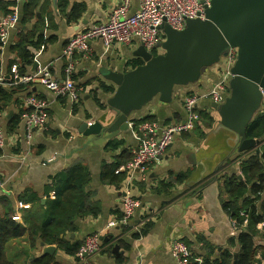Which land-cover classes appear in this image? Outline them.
Listing matches in <instances>:
<instances>
[{
    "label": "crops",
    "instance_id": "crops-1",
    "mask_svg": "<svg viewBox=\"0 0 264 264\" xmlns=\"http://www.w3.org/2000/svg\"><path fill=\"white\" fill-rule=\"evenodd\" d=\"M8 1L17 2L14 12L18 14V21L9 28L7 37L0 39L3 43L0 74L5 78L12 77V67L16 66L19 69L20 60L11 47L18 40L19 34L30 27L22 23L23 5L26 0ZM59 1L56 0V7L53 0H41L38 10L41 34L45 38L52 36L57 38L54 42L33 50L34 62L38 63L37 68L33 69V62L24 74L38 75L42 69L48 67L52 78L63 82L66 77L65 67L68 64L64 49L70 38L93 24L107 21L120 0H68L69 6L66 10L59 8ZM74 3H82L86 9L77 21L70 22L71 7ZM138 7L139 0H132L130 12L134 13ZM4 16H6L4 11L0 9V20ZM35 22L36 20L33 24ZM140 45L134 41L131 44L106 47L97 39L92 41L88 54H76L74 74L78 77L75 83L80 87L78 101H73L69 96L56 94L39 80L31 83L28 90H19L13 94L0 115V128L3 129L6 138L4 147L0 148V218L7 214L13 218L18 214L20 219L17 221L23 223L25 216L33 211L35 206L33 203L21 201L20 196L30 189L41 198V204H46L49 196L54 198L55 189L52 186L54 183L57 184L59 173L81 161L89 167L92 175L87 190L100 202L102 211L96 217L78 219L76 222L78 229L66 233V240L70 243L83 244L88 236L99 234L102 248L91 256V260L97 264H177L172 254V245L176 239L181 238L192 248L191 264H204L208 250L204 247L201 237L215 249L212 256L214 260L220 251L229 247V240L237 235L233 219L223 207L225 194H222L220 189L223 177L226 173L242 175L240 162L255 152L253 149L252 152H242L241 156H237L239 153L232 148L234 134L219 128V113L213 106L215 102L210 98L199 101L200 110H206L216 119L218 125L214 130H208L209 132L204 130L202 121L199 129L177 135L166 154L148 167L145 177L137 176L133 183V194L139 200V206L130 226L131 230L124 236L125 245L118 244L117 241L124 213L125 180L116 184L102 180L101 171L104 163L115 162L117 156L124 151L130 152L132 157L138 151L141 138L134 126L136 120L153 116L155 120L152 121L164 125L183 121L185 95L195 92L203 95L211 90L219 80L218 68L216 66L209 68L199 82L176 87L171 102L164 103L155 98L141 110L134 112L131 116L130 129L126 132L120 131L109 141L102 142L95 136L88 137L81 132L85 128V123L90 125V122L94 123L97 120H102L105 125L110 123L114 113L110 111L107 101L113 93L104 92L100 89L99 83L105 82L116 89L113 83L103 78V73L108 69L126 71L132 68L134 61L142 62L140 58L134 56ZM4 86L9 87L7 84ZM230 92L229 88L228 96ZM30 94L45 101L47 126L43 129H34L31 137H28L22 117L17 129L9 132L7 130L9 119L22 109L28 110L25 101ZM96 94L106 107L98 105L94 98ZM202 130L209 134L203 136ZM112 141L123 143L113 150L108 148ZM257 147L260 150L262 144H258ZM230 158L232 161L224 166ZM185 172L190 174L189 178L177 184L170 192L155 191L159 184L169 180L171 175ZM112 222L116 224L113 226ZM147 223H150L148 229ZM263 226L264 222L259 228L262 229ZM135 232L138 236L133 238L131 233ZM105 237L108 239L105 240ZM26 243V238L15 240L12 249L15 250V247L24 246ZM257 243L264 245L263 238H257ZM115 245L119 246L117 253L113 251ZM55 246L58 264H80L76 255L67 254ZM42 249L40 243L39 249L35 251L41 255ZM232 249L236 251L238 246L235 244ZM263 256L264 250L261 247L256 257Z\"/></svg>",
    "mask_w": 264,
    "mask_h": 264
},
{
    "label": "trees",
    "instance_id": "trees-1",
    "mask_svg": "<svg viewBox=\"0 0 264 264\" xmlns=\"http://www.w3.org/2000/svg\"><path fill=\"white\" fill-rule=\"evenodd\" d=\"M17 5L15 1L0 0V9L4 11L5 15L13 13ZM40 5L41 0L25 1L22 23L28 24L30 27L19 34L18 40L11 47V50L17 54L20 60L19 72L21 74H24L27 68L33 64L35 57L33 50L39 49L42 45H48L57 38L56 36L45 38L41 34V18L38 17ZM68 6V0L59 1L61 10H66ZM85 9L84 4L74 3L71 7L69 21H77ZM35 20L36 22L33 24ZM2 45L0 40V54ZM153 53L158 54L159 52L153 50ZM141 63V61H134L132 68ZM13 77L12 74L11 78H5L4 84L9 87H5L3 84L0 88V115L16 91L28 90L31 85V83L24 82L15 84ZM72 77L74 80L78 78L75 74ZM76 86L80 90L79 85ZM99 87L106 93L115 92L114 86L102 81H100ZM94 98L99 106L106 107L97 98V94ZM26 111L27 109H22L18 114L11 116L7 126L9 132L17 129ZM199 113L200 122L203 121V129L214 130L215 126L218 125L216 119L206 110H200ZM152 120H155V117L146 116L141 120H136L135 127L140 123ZM200 122L197 123L195 130L200 128ZM204 130H202L203 136L209 134V131L206 133ZM246 137L260 140L259 144H262L261 156L259 157L257 153L251 151L249 157L240 162L242 175L226 173L220 186L221 193L225 194L223 207L235 221L237 235L229 240V247L220 251L214 260H212V256L215 249L201 237L204 247L208 250L204 264H253L257 251L261 247L264 250V245L257 243L259 237L264 240V226L262 229L259 228V225L264 222V110L258 112L247 126ZM122 143V141H112L108 148L116 150ZM239 155L242 154L239 153L237 156L239 157ZM117 157L115 162L103 164L102 180L116 184L124 182L127 178L126 173L117 172V169L127 163L132 155L130 152L124 151ZM230 161H232L231 158L224 166L228 165ZM189 175L188 172L171 175L169 180L162 181L155 191L157 193L170 192L177 184L185 182ZM91 179L89 167L78 161L59 173L57 184L54 183L52 186L55 189L54 198L49 196L46 204H41V198L34 191L27 189L20 196V199L26 203H33L35 208L25 216L24 222H18L9 214L0 218V264H58L55 253L38 255V252L35 251L39 249V244L42 242L47 245H57L67 254L76 255L82 243H70L66 240L65 234L75 232L78 229L76 224L78 219H85L89 216L96 217L102 211L100 202L95 200L91 191L87 190ZM246 219H248V223L245 225ZM147 225L146 229L150 223ZM130 226L122 224L119 227L121 232L117 240L118 244L125 245L124 236L129 234ZM131 235L136 238L138 233H131ZM23 238H26L27 243L24 246L15 247V250L12 249L13 242ZM235 244L238 246L236 251L232 249Z\"/></svg>",
    "mask_w": 264,
    "mask_h": 264
},
{
    "label": "water",
    "instance_id": "water-1",
    "mask_svg": "<svg viewBox=\"0 0 264 264\" xmlns=\"http://www.w3.org/2000/svg\"><path fill=\"white\" fill-rule=\"evenodd\" d=\"M161 28L165 39L159 43L160 53L154 54L140 45L134 52L142 60L140 65L103 73V78L116 86L107 101L114 115L108 125L102 120L85 123L81 132L104 142L120 131H128L134 112L155 98L171 102L176 87L199 82L208 68L236 47L238 57L231 68L230 95L213 106L219 113V128L234 134L233 150L242 153L254 149L260 157V140L248 139L246 128L264 103V0H212L205 19H187L182 30L167 24ZM37 65L35 61L33 69ZM41 245V255L56 252L55 245ZM118 250L115 245L114 253Z\"/></svg>",
    "mask_w": 264,
    "mask_h": 264
},
{
    "label": "built area",
    "instance_id": "built-area-1",
    "mask_svg": "<svg viewBox=\"0 0 264 264\" xmlns=\"http://www.w3.org/2000/svg\"><path fill=\"white\" fill-rule=\"evenodd\" d=\"M212 0H139V7L134 13L130 12L132 0H120L113 8L109 18L105 22L93 24L90 27L77 32L68 41L64 55L68 64L65 67V80L59 82L52 78L48 67L42 69L37 75L21 74L18 67H12L14 83H33L36 80L45 85L58 95L69 96L73 101L80 98V90L77 88L72 75L75 71L74 57L76 54H88L91 43L101 40L106 47L115 44L125 45L138 42L148 50H160L159 43L165 39L162 25L167 24L174 29L182 30L186 26L187 19H205L207 8L211 6ZM18 21L16 12L4 16L0 20V39L8 35L9 28ZM238 57V49L231 47L227 56L215 66L219 71V80L211 90L203 95L188 93L184 97L185 118L171 124H159L157 121H146L138 124L135 129L141 138L138 151L125 164L118 168L119 172L126 173L125 189L123 196L124 213L121 224L131 225L139 206V200L133 194V183L138 178L147 174L148 167L162 158L175 137L183 132H191L201 120L199 101L202 97L210 98L213 102L222 103L228 96L230 80L232 78L231 68ZM5 81L4 75L0 74V85ZM28 110L24 113V125L26 135L31 137L34 129H43L47 126L48 116L46 103L36 96L26 98ZM91 124V123H89ZM136 124H134L135 126ZM6 143L5 133L0 128V148ZM1 184V183H0ZM29 207V205H25ZM13 219L19 220L16 214ZM248 219L245 220V225ZM112 222L111 225H115ZM236 229V223L233 220ZM102 248V239L99 234L88 236L76 253L80 264H97L91 260V256ZM172 254L177 264H191L192 248L183 239L178 238L173 242ZM255 264H264V256L259 257Z\"/></svg>",
    "mask_w": 264,
    "mask_h": 264
},
{
    "label": "rangeland",
    "instance_id": "rangeland-1",
    "mask_svg": "<svg viewBox=\"0 0 264 264\" xmlns=\"http://www.w3.org/2000/svg\"><path fill=\"white\" fill-rule=\"evenodd\" d=\"M208 69H209V68H208ZM208 69H207V70H208ZM189 85H191V84H189ZM195 93H196V92H195ZM203 99H205V98L202 97V98L200 99V101L203 100ZM260 111H263V110H262V107H261V109H260L258 112H260ZM90 123H91V122H90ZM258 260H259V257H256L255 260H254V262H253V264H255Z\"/></svg>",
    "mask_w": 264,
    "mask_h": 264
}]
</instances>
